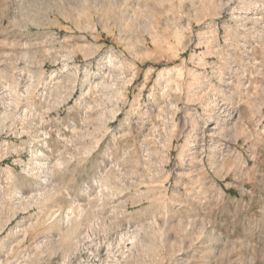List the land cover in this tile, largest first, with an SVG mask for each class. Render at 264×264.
Masks as SVG:
<instances>
[{"label": "rangeland", "instance_id": "1", "mask_svg": "<svg viewBox=\"0 0 264 264\" xmlns=\"http://www.w3.org/2000/svg\"><path fill=\"white\" fill-rule=\"evenodd\" d=\"M0 264H264V0H0Z\"/></svg>", "mask_w": 264, "mask_h": 264}, {"label": "bare ground", "instance_id": "2", "mask_svg": "<svg viewBox=\"0 0 264 264\" xmlns=\"http://www.w3.org/2000/svg\"><path fill=\"white\" fill-rule=\"evenodd\" d=\"M135 235V234H134ZM124 236V235H123ZM121 238H122V236H121ZM135 239V238H134Z\"/></svg>", "mask_w": 264, "mask_h": 264}]
</instances>
